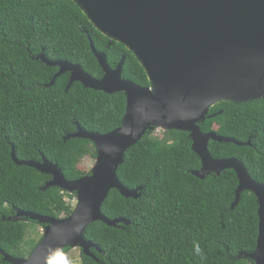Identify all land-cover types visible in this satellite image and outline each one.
I'll use <instances>...</instances> for the list:
<instances>
[{"label": "trees", "instance_id": "16d2710c", "mask_svg": "<svg viewBox=\"0 0 264 264\" xmlns=\"http://www.w3.org/2000/svg\"><path fill=\"white\" fill-rule=\"evenodd\" d=\"M90 42L111 69L124 59L122 79L150 86L135 56L96 30L73 0H0V250L11 257H28L42 239L25 242L28 230L41 225L28 219L9 221L17 211L53 218H66L73 211L64 200L66 192L56 187L40 190L48 176L11 160L12 147L18 161L45 158L57 164L68 181L78 180L86 176L78 165L92 143L64 138L75 133L77 125L105 135L118 128L124 116L123 93L107 95L80 83L66 91L67 74L46 86L57 69L36 60L40 54L101 78ZM199 128L203 134L249 142L237 146L210 141L208 149L214 159H237L264 185V98L218 103ZM191 146L187 132L166 131L157 138L147 131L125 153L117 171L126 189L142 188L140 197L124 198L112 190L101 207L106 218H123L129 225L90 224L83 237L99 250H90L93 258L80 250V260L73 264H254L240 254H252L256 248V198L244 192L231 209L238 187L234 171L199 180L191 174L200 169ZM197 244L203 260L195 252ZM69 249L49 264H61ZM0 264H10L1 253Z\"/></svg>", "mask_w": 264, "mask_h": 264}, {"label": "water", "instance_id": "95a60500", "mask_svg": "<svg viewBox=\"0 0 264 264\" xmlns=\"http://www.w3.org/2000/svg\"><path fill=\"white\" fill-rule=\"evenodd\" d=\"M101 34L124 45L145 70L150 86L143 88L122 79V58L115 69L106 63L90 42L101 78L85 73L79 65L36 57L57 69L47 87L67 74L65 90L73 83L107 95L123 93L125 113L118 128L105 134L86 132L78 125L64 140L90 141L96 148V166L89 176L68 181L57 164L45 158L40 162L18 161L11 149V160L50 178L40 189L56 187L77 194V204L66 218H53L17 211L9 221H36L44 227L42 239L26 258H14L0 250L10 264H49L65 248H79L86 256L98 246L83 234L94 222L109 227L129 225L123 218H106L101 207L116 190L124 198L138 199L142 188L126 189L118 180V168L125 153L153 127L187 132L200 169L191 174L204 180L233 170L238 187L231 209L240 196L250 192L256 198L258 235L252 254H240L254 264H264V185L255 182L237 159H214L209 142L238 143L216 133L203 134L199 125L209 109L221 102L237 104L264 98V0H73Z\"/></svg>", "mask_w": 264, "mask_h": 264}, {"label": "rangeland", "instance_id": "374dc122", "mask_svg": "<svg viewBox=\"0 0 264 264\" xmlns=\"http://www.w3.org/2000/svg\"><path fill=\"white\" fill-rule=\"evenodd\" d=\"M149 131L152 132L154 137L157 138H163L164 130H162L159 127H153ZM96 159H97V151L95 146L92 144L91 147H89L85 157L81 160V162L78 165V169L86 174V176H89L96 166ZM75 193H69L66 192L64 200L66 202H70L73 206V208L77 204V194L70 200V195ZM44 232V227L41 226H34L33 228H30L28 230L27 236L25 238V242L29 244V242H32L33 240L36 241L39 237L42 236ZM26 249H28V246H26ZM80 260V249L79 248H70L69 251L63 256V261L61 264H73L75 262H79Z\"/></svg>", "mask_w": 264, "mask_h": 264}, {"label": "clouds", "instance_id": "9594fccd", "mask_svg": "<svg viewBox=\"0 0 264 264\" xmlns=\"http://www.w3.org/2000/svg\"><path fill=\"white\" fill-rule=\"evenodd\" d=\"M195 252H196L197 255L200 256L201 260H203L205 258L204 255H203V253H202V250H201L199 244H197L195 246Z\"/></svg>", "mask_w": 264, "mask_h": 264}, {"label": "built area", "instance_id": "2783aa9c", "mask_svg": "<svg viewBox=\"0 0 264 264\" xmlns=\"http://www.w3.org/2000/svg\"><path fill=\"white\" fill-rule=\"evenodd\" d=\"M68 203H70V202H68ZM71 204V203H70ZM72 205V204H71Z\"/></svg>", "mask_w": 264, "mask_h": 264}]
</instances>
